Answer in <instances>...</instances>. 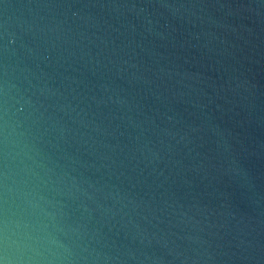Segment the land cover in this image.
I'll return each mask as SVG.
<instances>
[{
	"label": "water",
	"instance_id": "95a60500",
	"mask_svg": "<svg viewBox=\"0 0 264 264\" xmlns=\"http://www.w3.org/2000/svg\"><path fill=\"white\" fill-rule=\"evenodd\" d=\"M51 264H264V0H0V222Z\"/></svg>",
	"mask_w": 264,
	"mask_h": 264
},
{
	"label": "clouds",
	"instance_id": "9594fccd",
	"mask_svg": "<svg viewBox=\"0 0 264 264\" xmlns=\"http://www.w3.org/2000/svg\"><path fill=\"white\" fill-rule=\"evenodd\" d=\"M50 214L32 204L15 219L0 222V264H51L58 239L47 222Z\"/></svg>",
	"mask_w": 264,
	"mask_h": 264
}]
</instances>
